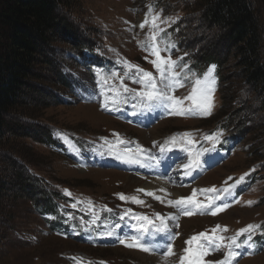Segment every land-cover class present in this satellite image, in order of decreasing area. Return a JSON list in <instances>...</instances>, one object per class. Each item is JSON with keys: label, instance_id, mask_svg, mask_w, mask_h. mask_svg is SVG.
<instances>
[{"label": "rangeland", "instance_id": "1", "mask_svg": "<svg viewBox=\"0 0 264 264\" xmlns=\"http://www.w3.org/2000/svg\"><path fill=\"white\" fill-rule=\"evenodd\" d=\"M66 2L63 3L61 14L66 18L67 25L70 24L66 27H72L73 30L72 33H66V31L57 36L53 43V51L50 50L51 48L47 49L45 55L48 58L47 62L46 60L41 62V72L34 80L37 88L28 91L29 95L41 96L42 101L49 104L42 110L43 116L34 118L23 131L29 134V138L23 140L26 143L23 142L24 145L20 146V152L22 155L30 154L35 158V163L27 162V164L38 173L49 177L52 189L63 192L64 196L67 195L65 193L67 190L72 196L86 195L92 200V206H89L88 201L84 210L72 208V199L65 202L60 215L62 216L60 219L65 224L68 222L78 225L91 224L93 213L98 217L96 221H99L106 216L108 209L126 212H119L115 217L118 223H113L108 228V231L114 232L115 235H103L106 232L104 230L94 234L99 245L96 246L92 243L79 242L67 234L54 236L49 230L48 222L38 215L28 200L19 198L18 201H14V198L10 197L0 208V264H76V261H80V264H89V262L91 264H142L143 260L138 254L156 256L157 262L153 264H179V258L184 254V249L195 248L197 242L191 246L186 244L191 237L198 236L200 233H206L208 237L213 235L232 237L250 224L260 226L252 234L255 248L252 254L248 255L246 253L249 249L241 247L239 251L242 255L237 258L238 264H264V119L260 111L254 113L257 118L260 116L262 118L257 119L255 126L261 128L263 133H249L245 141L236 140L232 131L224 127L227 122L231 124L230 128H233L235 124L231 116L233 109L230 108L232 97L230 95L233 93L234 96L232 104L240 107L242 106L239 101L240 96L242 98L246 88L241 78L237 76L234 58L230 56V59L226 61V78L223 86L215 68L214 74L217 77L214 93L215 106L210 116H181L161 110L132 115L133 111L139 112L141 106L127 93L124 94L128 96L127 103L121 102L114 110L106 111L101 107L103 100L101 93L114 95L109 87L119 88L121 77L128 87L138 91L142 88V85L133 83L129 78L135 72V68L129 69L125 61L158 76L153 64L150 63L155 57L141 47V44L149 42L151 30L149 26L141 29L139 25L146 18L150 19V7L153 9V14H160V20H169L168 24H160L161 28L166 29V33L162 32L160 36L176 45L171 52L172 59L177 60L183 57L182 62L187 63L191 72L197 76L208 69L203 72L194 65L201 55L200 49H203L195 37L196 29L201 28L198 25L200 16L193 18L194 23L190 25L194 27L192 32H189L187 27L190 25L186 17H183L182 10L173 14L174 10L169 7V3L174 4L172 0H68ZM84 29L90 32V38L96 37L100 40L106 54L102 61L103 65L100 68L96 67V72L91 74L92 79L89 78L90 74L87 72L89 69L86 66L83 64L78 66L79 74L85 83L90 82L89 89L96 87L94 91L83 92L82 100L75 104L71 94L64 90L57 80L55 72H58V69L54 63L60 61L72 63L69 55L75 43L70 38L71 34L76 32L77 36L85 37ZM210 35V41L216 42L218 56L223 59L229 51L225 40L217 41V35L214 32ZM84 39L87 42L88 39ZM66 48L70 50H65ZM89 55L92 56L90 53ZM161 55L167 56L168 53L162 52ZM98 72L100 75H97ZM112 73L118 75L112 76ZM193 78L190 77L185 81L184 87L177 88L173 95L181 99L190 95ZM104 79H107L106 85L102 82ZM43 102L41 106H44ZM133 104H137L136 109H133ZM191 105L192 101H184V107ZM26 122L21 123L26 125ZM43 126L58 129L63 136V142L69 146L70 157H76L70 159L49 150L50 148L43 143L45 138ZM217 132H222V135L215 143V150L204 152L199 157L203 170L198 169L190 176H186L183 165L188 163L189 152L195 155L201 149H212L213 142H206L204 136ZM184 133L190 135L183 137ZM172 137L177 139L175 145L169 142ZM102 138H107L112 143L106 144ZM189 140L193 143L189 144ZM138 146L145 151L138 153ZM161 146H164V152L160 151ZM129 149L132 150L128 153L129 155H139L140 163H124L116 159L117 154L123 155ZM25 164L18 163L24 169ZM71 165H75V168ZM157 172L162 173L164 181L168 182L173 189L182 192L184 197L191 196L193 190H197L196 199L205 204L216 196H226L222 189L234 184L246 173L249 175L245 176V181L234 189V199L228 198L227 202L231 203V207L218 215L188 216L179 213L176 207L169 206L167 203L168 200H177L182 196L180 198H175L173 195L161 197L166 199H163L165 202L161 203L154 197L148 196L147 192H139L140 185L131 178V176L138 177L139 174L144 175V178H152ZM20 173L12 174L8 178V183L18 187ZM229 177L232 179L229 180ZM84 183L91 187L84 186ZM211 188L219 191L216 193L199 191ZM13 193L16 195L17 190H13ZM120 193L127 197L136 196L144 203H133L130 199L121 200L118 195ZM236 200L239 202H235ZM248 201L253 202L251 206L248 205ZM10 207L14 209L15 217L2 216V212L8 211ZM129 209H131L130 214ZM157 213L165 217H179L178 221L172 219L167 221L176 235L172 243L175 255L170 256L166 262L160 251L150 254L120 243L121 238L133 236H129L131 232L134 235H140L139 232L136 234L138 221L134 217L147 216L159 224L160 221L156 219ZM69 214L73 218H69ZM84 214L91 215L90 220H86ZM216 225L226 226L228 231H218L214 234L212 229ZM73 232L77 233L75 227ZM203 239L201 238V241ZM239 239L244 240V236ZM156 242L163 243L161 235L156 236ZM224 243L228 241L225 240ZM225 251L226 249L216 251L205 257V260H222Z\"/></svg>", "mask_w": 264, "mask_h": 264}, {"label": "trees", "instance_id": "2", "mask_svg": "<svg viewBox=\"0 0 264 264\" xmlns=\"http://www.w3.org/2000/svg\"><path fill=\"white\" fill-rule=\"evenodd\" d=\"M66 1L68 0H0V208L10 197H13L14 201H18L19 198L28 200L38 215L48 222L49 230L54 236L71 235L70 222L65 224L60 219L65 202L72 199L77 208L83 209L84 201L89 200V197L86 195L67 197L68 195L62 194L63 192L52 189L51 179L27 164L35 163V158L30 154L22 155L20 150L26 143L24 139L29 138V134L23 131L34 118L43 116L42 110L49 104L43 102L41 96L29 95L28 91L37 88L34 80L41 72V62L43 60L47 62L48 58L45 56L47 49L51 48L53 51V43L57 36L66 31L72 33L73 30L72 27H66L70 24L67 25L66 18L61 14L63 3ZM172 2L174 4L169 3V7L174 10L173 14L181 9L189 25H193L195 16H200L198 25L201 28L196 29L195 37L203 49H200L201 55L194 62L197 69L204 72L210 65H215L223 86L226 78V61L230 56L234 58L237 76L241 78L246 88L242 98L240 96L239 101L242 105L240 107L232 104L234 96L233 93L230 95L232 96L230 108L233 109L231 116L235 124L230 128L231 124L227 122L224 127L232 131L236 140L245 141L249 133H263L255 123L258 122L257 119H264V0H172ZM190 26L187 29L192 32L194 26L192 28ZM83 31L86 32L85 37H79L73 32L70 38L75 45L71 50L65 49L70 50L69 59L72 63L68 61L54 63L58 69V72H55L57 80L64 90L71 94L75 104L82 100L83 92L94 89H89L90 82L85 83L79 74L78 66L81 64L86 66L89 69L87 71L90 74L89 78L92 79L91 74L101 67L106 54L100 40L96 37L90 38V32L85 29ZM212 31L217 35V41L225 40L229 50L223 59L218 56L216 42L210 41ZM84 38L88 39L87 42ZM86 51L95 54L96 58L88 61ZM40 101L44 106H41ZM257 111L261 112L262 118L256 117L254 113ZM21 122L27 124L23 125ZM42 130L45 137L43 143L50 148L49 150L56 155L70 158L69 146L63 142L59 130L49 126H43ZM19 162L26 163L25 169L18 165ZM18 173H20L18 187H15L8 183V178ZM84 186L91 187L87 183H84ZM13 190H17L16 195ZM15 215L12 207L2 212L4 217L13 218ZM88 225H79V230H86ZM74 238L89 244L83 237Z\"/></svg>", "mask_w": 264, "mask_h": 264}, {"label": "snow or ice", "instance_id": "3", "mask_svg": "<svg viewBox=\"0 0 264 264\" xmlns=\"http://www.w3.org/2000/svg\"><path fill=\"white\" fill-rule=\"evenodd\" d=\"M149 18H146L143 23L139 25L141 29H144L146 26L150 27L149 42L141 44L146 51H148L152 56L155 57L150 63L153 64L157 75H154L150 71L139 68L138 66L131 65L129 62L125 61L129 69L135 68V72L129 77L133 83L142 85V88L138 91L137 89L130 88L123 83V77L120 78L119 88L110 86L109 90L114 93V95L109 96L107 93L102 92L103 100L101 101V107L106 111H112L118 106L119 103L128 102V96L124 94L127 93L131 96V99L137 100L138 104L141 106L139 112L133 111L132 115H142L145 112H153L156 110H161L163 112H168L169 114L174 115H201V116H210L212 110L215 106L214 103V93L217 86V77L215 76V65H210L208 69L197 76L195 73L191 72V69L187 63L182 62L183 57H179L177 60H173L171 57L172 50L176 47L174 43L168 42L165 37L160 36V33H166V29L161 28L160 24H168L169 20H160V14H153V9H149ZM174 22V21H172ZM135 27V26H134ZM162 45V46H161ZM168 53L167 56H162L161 53ZM97 75H100L98 72ZM112 76H117L118 74L112 73ZM183 77V79L181 78ZM191 79V93L190 95L184 97L183 99L173 95L175 90L180 87H184L185 81ZM105 85L107 84V79L102 81ZM122 90V91H121ZM192 101V105L184 107V101ZM111 105V106H110ZM133 109L137 108V104L132 105ZM118 136V134H115ZM190 134L184 133L183 137H187ZM222 135V132L213 133L211 135H205L204 140L206 142H213L212 149H201L195 155H192L189 152L188 163L184 164L183 167L186 169L185 175L190 176L192 172L196 170H203V165L200 163L199 157L207 151L215 150V143L219 141V137ZM105 140L106 144H111L112 142L108 141L107 138H102ZM120 143H125L124 141H119ZM173 145L177 143L176 137H172L169 141ZM168 143V142H166ZM189 144L193 142L188 141ZM110 153L112 149H109ZM132 150H127L123 155L117 154L116 159L121 160L124 163H140L139 155H129ZM145 150L137 147L138 153H143ZM161 152L165 151L164 146L160 148ZM254 171V169H253ZM249 175L248 173L245 176ZM245 176L240 177L235 181L234 184L229 185V187L222 189L226 196H216L214 199H209L208 202L202 203L200 200L196 199L197 190H193L192 195L189 197H182L177 200H168L167 203L169 206L176 207L178 212L183 215H193V214H211L218 215L220 212L231 207V203L227 202L229 197L234 199V189L237 185L245 181ZM232 178L229 177V180ZM227 183V181L225 182ZM139 192H144V189H139ZM164 192V189L160 190ZM200 192H209L216 193L217 189H201ZM65 193L68 196H71V193L65 190ZM148 196L154 197L156 200L161 203L165 202L161 196L156 195L153 192H147ZM121 200H131L133 203L143 204L144 201L138 199L136 196L127 197L123 193L118 194ZM217 201H220L217 203ZM235 202H239L236 200ZM82 203V202H79ZM249 206L252 205V201L247 202ZM89 206H92V202H88ZM72 208H76L77 204H72ZM108 211H111L108 209ZM128 213H131V209L128 210ZM55 219V217H52ZM69 218H73L69 214ZM123 218V217H122ZM138 221L137 231L140 235H133L131 237L121 238L120 243L124 244L129 248H136L145 253L155 254L157 251L161 252L163 260L166 262L170 256L175 255L172 247V243L175 238V233L172 232L167 221L168 219L178 221V216L165 217L161 214H156V219L160 221L159 224L155 223L153 219H150L147 216H137L134 217ZM82 219V218H81ZM98 217L93 213V220L91 223H95ZM179 226L178 223L176 225ZM259 225H247L245 228L240 229L235 236L224 237L222 235H213L208 237L206 233H200L198 236L191 237L186 244L193 245L194 242H197L195 248L186 247L184 249V254L179 258V264H238V257L242 255L239 251L241 247L248 248L249 251L246 253L248 255L252 254V250L255 248L254 243L252 242V234L258 229ZM218 231L227 232L228 229L226 226L222 227L221 225H216L212 232L215 234ZM103 235L113 236L114 232L108 231L103 233ZM161 235V240L163 243L156 242V236ZM244 236V240L239 238ZM201 238H204L201 241ZM227 240L228 243H224ZM130 241V242H129ZM221 249H226L224 257L219 261H206L205 257L213 254L216 251ZM75 260V258H74ZM76 264H80V261H76ZM91 264V262H89Z\"/></svg>", "mask_w": 264, "mask_h": 264}, {"label": "bare ground", "instance_id": "4", "mask_svg": "<svg viewBox=\"0 0 264 264\" xmlns=\"http://www.w3.org/2000/svg\"><path fill=\"white\" fill-rule=\"evenodd\" d=\"M72 166V165H71ZM182 166V165H181ZM73 168H75L74 166H72ZM80 168V167H79ZM220 169V168H218ZM217 169V170H218ZM216 170V171H217ZM81 171H83L81 169ZM174 173V172H173ZM185 173V172H184ZM193 173V172H192ZM139 174V173H137ZM152 174V173H151ZM154 174V173H153ZM162 174V173H161ZM161 174L159 172L156 173V176L152 177V178H144V175L139 174V178L137 176H131L132 180L140 185V189H144V192H153L156 195H159L161 197H169L171 195H173L175 198H180L181 196H183L182 192H180L178 189L175 190L171 187V185H169L168 182L164 181V178L161 176ZM164 175V173H163ZM152 176V175H151ZM184 177V176H183ZM166 179V178H165ZM183 179V178H182ZM169 181V179H166ZM179 181V180H178ZM187 183V182H186ZM174 186H176V184H174ZM182 186V185H181ZM180 187V186H179ZM188 188V187H187ZM190 188V187H189ZM164 189V192H161L160 190ZM193 190V188H192ZM187 189L184 191L186 193ZM171 198V197H170ZM173 198V197H172ZM165 199V198H163ZM166 200V199H165ZM174 200V199H172ZM164 203V202H163ZM164 206V205H163ZM168 213V212H167ZM164 216V215H163ZM198 220V219H197ZM194 221V220H193ZM192 222V221H191ZM188 223V222H187ZM191 224V223H189ZM138 256L143 260L142 264H153L157 262V258L156 256H148L147 254H143L140 255L138 254Z\"/></svg>", "mask_w": 264, "mask_h": 264}]
</instances>
